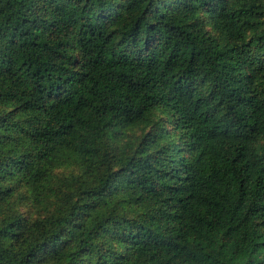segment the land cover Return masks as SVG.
<instances>
[{"label": "trees", "instance_id": "obj_1", "mask_svg": "<svg viewBox=\"0 0 264 264\" xmlns=\"http://www.w3.org/2000/svg\"><path fill=\"white\" fill-rule=\"evenodd\" d=\"M0 264H264V0H0Z\"/></svg>", "mask_w": 264, "mask_h": 264}]
</instances>
